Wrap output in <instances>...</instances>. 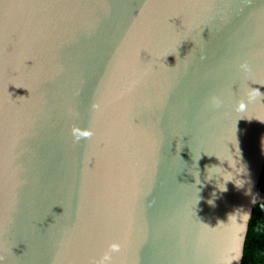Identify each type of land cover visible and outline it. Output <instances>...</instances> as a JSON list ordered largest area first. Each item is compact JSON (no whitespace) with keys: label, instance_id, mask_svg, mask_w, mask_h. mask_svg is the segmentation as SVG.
<instances>
[{"label":"water","instance_id":"water-1","mask_svg":"<svg viewBox=\"0 0 264 264\" xmlns=\"http://www.w3.org/2000/svg\"><path fill=\"white\" fill-rule=\"evenodd\" d=\"M263 172L264 0H0V264H242Z\"/></svg>","mask_w":264,"mask_h":264},{"label":"trees","instance_id":"trees-1","mask_svg":"<svg viewBox=\"0 0 264 264\" xmlns=\"http://www.w3.org/2000/svg\"><path fill=\"white\" fill-rule=\"evenodd\" d=\"M261 185L264 190V172ZM242 264H264V202L254 207Z\"/></svg>","mask_w":264,"mask_h":264},{"label":"clouds","instance_id":"clouds-1","mask_svg":"<svg viewBox=\"0 0 264 264\" xmlns=\"http://www.w3.org/2000/svg\"><path fill=\"white\" fill-rule=\"evenodd\" d=\"M112 249H113V251H118L119 247H118V245H113ZM107 259H108V257H105V260H107Z\"/></svg>","mask_w":264,"mask_h":264}]
</instances>
